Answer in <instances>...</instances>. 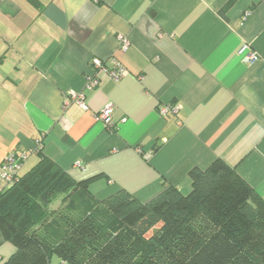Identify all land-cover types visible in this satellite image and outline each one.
Segmentation results:
<instances>
[{
  "label": "crops",
  "instance_id": "obj_1",
  "mask_svg": "<svg viewBox=\"0 0 264 264\" xmlns=\"http://www.w3.org/2000/svg\"><path fill=\"white\" fill-rule=\"evenodd\" d=\"M94 58L127 73L89 89ZM71 91L87 109L65 105ZM110 103L114 131L97 119ZM38 145L76 180L103 174L98 198L187 193L190 169L217 159L264 197V0H0V164L26 149L25 171ZM15 250L0 232V264Z\"/></svg>",
  "mask_w": 264,
  "mask_h": 264
},
{
  "label": "trees",
  "instance_id": "obj_2",
  "mask_svg": "<svg viewBox=\"0 0 264 264\" xmlns=\"http://www.w3.org/2000/svg\"><path fill=\"white\" fill-rule=\"evenodd\" d=\"M16 151L26 159L0 191V232L16 250L2 264H264V197L223 159L191 168L189 192L165 183L141 201L125 188L98 198L103 174L76 180L40 145L22 171L30 152Z\"/></svg>",
  "mask_w": 264,
  "mask_h": 264
},
{
  "label": "built area",
  "instance_id": "obj_3",
  "mask_svg": "<svg viewBox=\"0 0 264 264\" xmlns=\"http://www.w3.org/2000/svg\"><path fill=\"white\" fill-rule=\"evenodd\" d=\"M250 15V12H246L244 15V20ZM119 47L121 51H126L130 46V41L124 35H119ZM242 52L245 53V59L248 62H254L257 59L255 53L248 51V47L245 46ZM127 73V68L123 63L117 59H113L111 66L106 64L105 60L100 58H94L92 60L91 70L86 75V87L89 89H95L100 86L103 76H107L115 81H119ZM71 102H75L87 109L86 95L83 91H71L66 94L64 103L69 105ZM180 106L166 105L161 109L162 114L177 113ZM114 115V105L112 103L108 104L101 110L97 115V119L102 121L106 128H116V122L113 119ZM127 119L123 118L122 122H126ZM26 152L16 151L10 152L0 164V178L6 182H11L13 175L20 169V160L26 159Z\"/></svg>",
  "mask_w": 264,
  "mask_h": 264
},
{
  "label": "rangeland",
  "instance_id": "obj_4",
  "mask_svg": "<svg viewBox=\"0 0 264 264\" xmlns=\"http://www.w3.org/2000/svg\"><path fill=\"white\" fill-rule=\"evenodd\" d=\"M50 264H61L60 259L57 256L52 257Z\"/></svg>",
  "mask_w": 264,
  "mask_h": 264
}]
</instances>
